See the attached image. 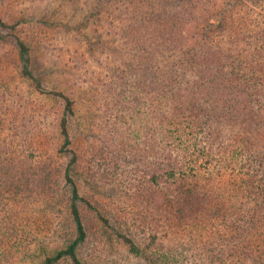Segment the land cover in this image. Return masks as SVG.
I'll use <instances>...</instances> for the list:
<instances>
[{"label":"trees","instance_id":"trees-1","mask_svg":"<svg viewBox=\"0 0 264 264\" xmlns=\"http://www.w3.org/2000/svg\"><path fill=\"white\" fill-rule=\"evenodd\" d=\"M110 1L124 60L100 81L96 134L63 92L58 148L0 101V264L46 237L42 264H86L98 228L136 255L264 264V0ZM21 24L0 15V53L45 91Z\"/></svg>","mask_w":264,"mask_h":264},{"label":"rangeland","instance_id":"rangeland-1","mask_svg":"<svg viewBox=\"0 0 264 264\" xmlns=\"http://www.w3.org/2000/svg\"><path fill=\"white\" fill-rule=\"evenodd\" d=\"M108 3L111 1L0 0V15L12 22H22L19 35L31 46L35 73L43 79L46 89L40 91L28 79L21 77L16 49L12 44H7L0 53V101L11 103V109L15 108L12 109L14 114L20 116L25 126L29 124L32 132L38 131L39 136L47 139V144H53L55 148L60 144L56 129L64 112V102L56 99L51 92H63L74 99L77 103L74 125L80 130L91 126L96 134L94 128L96 124L100 125V117L98 119L96 116V106H100L97 97L104 93L100 81L103 82L110 75V66L116 67L124 60L120 35L109 23ZM257 10L264 17V6ZM109 61L114 64L107 67ZM18 104L23 108L21 111ZM32 107L37 111L33 122H30ZM42 147L37 143L33 148L36 152H43ZM106 199L101 198V201L116 212L118 206ZM48 214L55 224L61 220L52 213ZM108 215L113 218L111 214ZM115 221L113 218V224H116ZM39 223L43 225V221ZM97 232L99 239L93 242L98 243L100 249L95 250L93 242L90 244V251L83 253L86 264H192L168 256L156 259L152 255H145L149 254L145 251L136 255L112 230L98 228ZM50 233L53 234L52 231ZM140 236L139 242L143 244V237ZM51 238L40 240L36 244L37 251L24 256L20 264H42L45 254L51 253L53 246H56L53 242L55 237ZM43 244L46 249H39Z\"/></svg>","mask_w":264,"mask_h":264}]
</instances>
